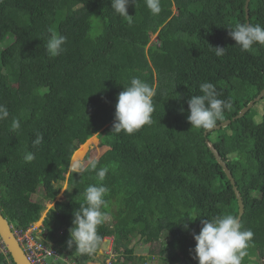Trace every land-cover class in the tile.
<instances>
[{
    "label": "trees",
    "instance_id": "1",
    "mask_svg": "<svg viewBox=\"0 0 264 264\" xmlns=\"http://www.w3.org/2000/svg\"><path fill=\"white\" fill-rule=\"evenodd\" d=\"M245 2L161 0L153 15L145 0H136L127 9L134 16L129 25L111 0H0V104L10 113L0 121V212L13 229L38 221L48 202L41 239L69 260H95L108 238L114 255H126L111 264H129L133 235L146 245L160 243V261L139 256L134 263L198 264L193 233L200 220L238 216L233 187L208 140L241 195L242 230L254 233L250 247L264 257V114L255 120L256 102L206 136L187 120V100L201 94V83H213L232 105L217 125L264 88V45L241 51L228 35L238 22L264 26V0L249 1L248 18ZM49 29L67 37L57 57L46 51ZM209 46L225 54L217 57ZM133 77L156 88L153 122L133 134L112 133L117 97ZM13 118L18 131L11 129ZM37 133L43 142L34 147ZM95 134L107 148L97 159L98 168H109L103 181L92 170H68L73 153ZM28 152L35 153L31 162L24 160ZM66 174L68 195L55 201ZM101 183L109 189L102 210L111 223L98 227L96 252L81 254L67 244L73 214L85 203L86 188ZM34 194L41 199L32 201ZM256 258L242 264H257ZM0 264H14L8 252L0 253Z\"/></svg>",
    "mask_w": 264,
    "mask_h": 264
},
{
    "label": "clouds",
    "instance_id": "2",
    "mask_svg": "<svg viewBox=\"0 0 264 264\" xmlns=\"http://www.w3.org/2000/svg\"><path fill=\"white\" fill-rule=\"evenodd\" d=\"M135 3L136 0H111V9L131 25L134 16L128 15L127 9L130 4L135 5ZM145 3L153 15L161 12V0H145ZM49 32L46 51L51 57H57L65 51L67 37L52 29H49ZM228 35L241 51H250L254 45H264V26L259 23L253 25L248 22H238L234 27L228 28ZM210 48L217 57L225 54V48L219 46ZM199 87L201 94L187 100L189 111L187 120L191 128L210 130L217 125V121L223 118L224 112L231 109L232 105L229 101L219 98L220 93L213 83L204 82ZM156 94L155 87L139 77H133L130 86L124 88L117 97L112 133L133 134L143 126L151 125L152 114L155 111L153 100ZM9 116L7 107L0 104V121L7 120ZM20 128V121L13 118L11 129L18 131ZM42 142L43 135L37 133L33 146H39ZM34 159L35 153L32 152L24 156L25 162H31ZM97 165L96 159H91L87 167L80 159H73L68 164V170L71 174L79 175L92 170L96 172L98 179L103 181L109 168L107 166L98 168ZM108 191L109 189L102 183L89 185L84 192L85 203L73 214L67 244L69 247L74 245L81 254H93L101 242L102 238L97 229L109 219L108 213L102 210L107 207L105 196ZM200 224L199 233H193L195 241L193 251L198 264H242L254 233L251 229L242 230L238 216L224 214L210 219L202 218ZM182 225L187 230L188 225L186 223ZM106 241L108 238L104 240Z\"/></svg>",
    "mask_w": 264,
    "mask_h": 264
},
{
    "label": "rangeland",
    "instance_id": "3",
    "mask_svg": "<svg viewBox=\"0 0 264 264\" xmlns=\"http://www.w3.org/2000/svg\"><path fill=\"white\" fill-rule=\"evenodd\" d=\"M173 9V12H176V9L175 8H172ZM156 34H152L151 35V39H150V43L149 45L155 41L156 39ZM147 48V47H146ZM253 114L255 116V120H258L260 121L262 119V115L264 114V98H262L260 101H258L256 103V105L254 106V109H253ZM82 150V153L77 155L76 154ZM107 148L106 147H102L101 144H100V139L98 137V134H95L93 135L91 138H89L84 144L80 145L77 150L73 153L71 159H70V162L73 160V159H80L84 164L85 166L88 165V162L91 160V159H98L99 157H101V155H103L105 152H106ZM67 179H68V174H66L65 176V181L61 184V189H60V192L58 194V196L55 198V201H60L62 199H64V197H67L68 195V183H67ZM235 181V180H234ZM32 201H37V200H40L41 199V195H37V194H34L32 195ZM45 209L42 211L41 213V216L39 218L38 221H36L33 225H35V227L40 226V224L42 223L43 219L45 218L46 214H47V211L53 206V203H45ZM107 223H111L110 222V217L109 219H107ZM138 237H135L133 235H131L129 237L130 241H129V245H128V248L129 249H132V257L133 259L130 260L129 262H125V263H129V264H137V258L139 256H144L145 258L147 257H150L149 260H152L154 261L155 263L156 262V259L158 261H160V258H159V255H158V248H159V245L160 243H155V244H144L143 242H141L140 240H137ZM104 244H102L99 249H98V254L96 253L94 255V257L96 258L95 260H85V261H82V262H88L89 264L90 263H102L104 262L105 264H108L110 263V260L114 259L115 257H117L116 260H114V262H116L117 260H120V257L121 260L120 262H124L125 261V257L126 255L123 254L121 251L120 255L119 256H116L114 255L113 252H111V244H112V239H108V241L106 242H103ZM252 246V245H250ZM126 253H129V252H126ZM195 258V256H193ZM252 257H257L256 258V262L257 264L259 263H264V257H259V255L257 254V252L254 251V249H252L251 247H249L247 249V255L243 258H249V260L252 258ZM196 259V258H195ZM197 260V259H196ZM76 262L78 263H82L78 260H75ZM134 261H137L136 263H134ZM249 264H252L251 262Z\"/></svg>",
    "mask_w": 264,
    "mask_h": 264
},
{
    "label": "water",
    "instance_id": "4",
    "mask_svg": "<svg viewBox=\"0 0 264 264\" xmlns=\"http://www.w3.org/2000/svg\"><path fill=\"white\" fill-rule=\"evenodd\" d=\"M249 1L250 0H246L245 2V11H246V18H248V5H249ZM262 98H264V88L259 92V94L252 99L251 101L247 102L246 106L243 107L238 115L231 119V120H227L225 122H222L218 125H216L213 129L207 130L204 132V136H206L208 133L212 132L213 130H219L221 128H225L227 127L232 120L241 118L246 112L249 111L250 108L253 107V105L258 102L259 100H261ZM206 144L209 148V150L211 151V153L213 154L214 158L216 159L217 163L222 167L223 171L225 172V175L227 176V178L229 179L236 199H237V203H238V217L241 219V216L243 215L244 212V205L242 202V198L241 195L236 187L234 178L230 172V170L227 168L225 162L222 160L220 154L218 153V151L214 148V146L212 145V143L208 140H206ZM0 237L4 243V246L6 247V250L8 252V254L10 255V258L12 260V262L14 264H30V262L27 260L24 252L22 251L21 247L19 246L13 231H12V227L11 225L8 223L7 219L1 214L0 212Z\"/></svg>",
    "mask_w": 264,
    "mask_h": 264
},
{
    "label": "built area",
    "instance_id": "5",
    "mask_svg": "<svg viewBox=\"0 0 264 264\" xmlns=\"http://www.w3.org/2000/svg\"><path fill=\"white\" fill-rule=\"evenodd\" d=\"M33 224H30L26 229L14 230L11 226L15 238L30 264H89L88 262L78 263L74 260H69L66 256L60 255L55 248L42 241V223L40 226L37 225V227ZM0 253H7L1 237ZM108 264H111V261Z\"/></svg>",
    "mask_w": 264,
    "mask_h": 264
}]
</instances>
